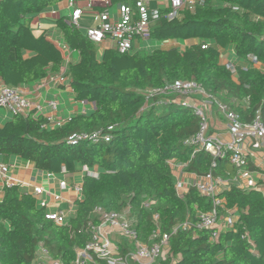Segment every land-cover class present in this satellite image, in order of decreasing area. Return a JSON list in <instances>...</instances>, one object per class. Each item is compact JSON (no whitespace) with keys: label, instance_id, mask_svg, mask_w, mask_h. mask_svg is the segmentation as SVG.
I'll return each instance as SVG.
<instances>
[{"label":"trees","instance_id":"1","mask_svg":"<svg viewBox=\"0 0 264 264\" xmlns=\"http://www.w3.org/2000/svg\"><path fill=\"white\" fill-rule=\"evenodd\" d=\"M63 1H0L3 85L19 88L61 72L64 50L44 34L36 36L29 22ZM127 1L109 0L112 7ZM172 13L170 3L158 10L150 22L149 40L192 42L183 51L119 54L110 49L101 61L96 46L78 27L66 18L57 22L68 48L80 53V62L68 66L72 89L79 102L93 104L95 110L54 129L36 112L14 116L0 128V155L21 157L50 175L97 167L99 177L85 175L75 217L64 227L46 219L47 211L33 196L6 186L0 202V264H33L40 243L53 258L71 264L76 248L90 240L86 225L96 207L119 212L131 203L143 239L156 229L154 214L162 232L187 219L195 222L198 213L213 209V202L195 188L179 197L172 161L186 164L185 171L198 176L212 172L231 179L237 174L229 157L214 159L205 150L192 157L195 148L185 142L199 132L200 119L191 109L182 108L171 96L170 104L158 107L155 98L144 110V92L195 82L231 105L244 122L260 111L264 123V0H193L170 18ZM230 46L242 60L256 58L263 71L240 68L235 81L221 62V50ZM109 127V143H72L76 135L107 133ZM144 198L154 199L156 206L141 208ZM220 198L228 209H238L237 233L221 232L213 241L209 230L179 232L171 237L169 257L161 264H264V193L232 186Z\"/></svg>","mask_w":264,"mask_h":264},{"label":"built area","instance_id":"2","mask_svg":"<svg viewBox=\"0 0 264 264\" xmlns=\"http://www.w3.org/2000/svg\"><path fill=\"white\" fill-rule=\"evenodd\" d=\"M150 0H133L131 5L118 7L119 17L111 21L110 12L107 8L101 12V23L98 27L88 28L87 38L95 45L102 44L106 39L116 42V51L119 54H129L134 50V44L140 40L150 39V22L157 17L158 10H150ZM187 5H193V0H170L173 13L170 18L183 10ZM110 6L106 2V6ZM72 8L71 20L75 27L82 11L70 1ZM206 48V47H204ZM245 66H237L234 63H226V68L231 72L234 80L238 81L239 69L247 70L257 68L261 64L254 57L244 60ZM146 105L144 110L150 108V101L157 99V106L171 103V96H176V103L182 108L191 109L200 119L199 132L188 139L185 144L195 148L192 157L197 151L205 150L214 159L229 157L230 163L237 170V174L231 179L215 177L212 172L204 176L187 173L186 164L172 161L176 181V192L179 197H184L191 188L213 202V209L207 213H198L196 221L187 219L183 223L174 225L169 232H162L159 227V216L154 214L156 224L155 231L148 239H143L138 232V218L134 213L131 203L119 212L107 211L103 207H96L89 218L86 231L90 234V240L83 248H76L75 260L71 264H161V261L169 257L170 239L179 232H188L194 228L209 230L212 232L213 241L219 238L221 232L237 233L236 224L239 221L238 209H228L227 203L220 195L236 186L241 190H260L264 193V123L261 112L257 111L251 122H244L240 113L236 112L231 105L223 102L216 96H211L199 84L195 82H177L163 89L147 90ZM235 106H239L234 102ZM55 111L57 103L49 104ZM0 109L8 111L11 115H29L31 112L42 110L41 106H34L18 88L3 85L0 89ZM248 108H245L246 111ZM52 122V118H47ZM62 127V124H56ZM223 127V128H222ZM113 127L92 134L76 135L72 139L73 144L79 141H92L97 143L104 141L109 143V132ZM216 166L214 162L213 167ZM89 171L84 168V174L93 178L99 177V172ZM66 173V170H63ZM61 190H72L78 200L82 199V186L75 185L73 188L65 181L60 183ZM45 194L43 188H36L31 194L42 209L48 208V203L41 199ZM56 202L60 196L54 195ZM152 198H144L141 208L152 209L156 206ZM75 217V216H74ZM46 219L55 222L58 226H68L71 219H67L59 213H46ZM33 264H65L60 259H55L49 251L40 243Z\"/></svg>","mask_w":264,"mask_h":264},{"label":"crops","instance_id":"3","mask_svg":"<svg viewBox=\"0 0 264 264\" xmlns=\"http://www.w3.org/2000/svg\"><path fill=\"white\" fill-rule=\"evenodd\" d=\"M106 2H109V0H88L75 3L76 8L82 11V15L78 21V28L85 35L88 28L98 27L100 25L101 20L99 15L105 8L109 10L112 22L118 19V6L112 7L109 2L110 6L105 7ZM132 3L133 0H129L123 4L131 5ZM169 3L170 0H150L149 8L150 10H160L169 5ZM71 14L72 8L70 7V1L65 0L55 7L47 8L38 17L32 18L29 22L36 36L44 34L58 44L65 53V60L61 72L50 74L45 79L35 81L28 85H22L18 88L34 106H41L42 110L36 111V116L42 115L44 118H52V122L49 123L51 129H54L58 123L64 126L76 115L91 114L95 110L93 104L91 105L77 100L76 94L71 86V79L67 75L69 64H78L81 58L79 52L68 48L64 41L63 32L58 27L57 22L63 18L70 21ZM191 43L184 41H168L164 43L153 40L137 41L134 44L133 52L142 53L147 51L150 54L157 49L165 51L177 49L180 51L191 45ZM95 46L97 49V59L101 61L107 50L116 49V42L112 39H106L102 44ZM221 53L222 64L234 63L237 66H245L244 60L237 57L233 46L221 50ZM2 86L3 84L0 82V89ZM52 102L57 103L55 111L49 106ZM13 117L8 111L0 109V128H3L7 123L11 122ZM95 169L98 168L95 167L91 171H95ZM96 171L99 172V169ZM84 177V169L82 171L78 170L75 174L63 173L60 175H50L36 169L34 163L24 160L21 157L0 155V202L5 197L6 186L17 187L19 193L28 195H31L36 188H43L45 194L41 199H44L48 203L46 211L50 213L57 212L64 215L67 219H73L76 213L78 197L71 189L66 191L61 190L60 183L65 181L71 188L75 185L83 186ZM54 195L60 196L61 200L56 202L53 198ZM37 204H39V201H37Z\"/></svg>","mask_w":264,"mask_h":264},{"label":"rangeland","instance_id":"4","mask_svg":"<svg viewBox=\"0 0 264 264\" xmlns=\"http://www.w3.org/2000/svg\"><path fill=\"white\" fill-rule=\"evenodd\" d=\"M140 41L143 42L145 40H140ZM180 51H183V49H181ZM141 54H149V52L146 51V52H142ZM259 68L261 69L260 71H263V67L262 66H260Z\"/></svg>","mask_w":264,"mask_h":264}]
</instances>
